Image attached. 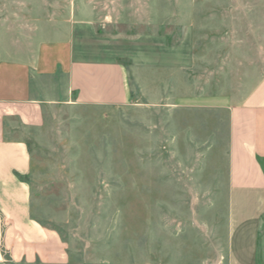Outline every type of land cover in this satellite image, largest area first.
Returning a JSON list of instances; mask_svg holds the SVG:
<instances>
[{"label":"rangeland","instance_id":"obj_1","mask_svg":"<svg viewBox=\"0 0 264 264\" xmlns=\"http://www.w3.org/2000/svg\"><path fill=\"white\" fill-rule=\"evenodd\" d=\"M56 40L72 60L190 68L241 99L264 78V0H0V99L53 101L16 138L30 147L32 216L70 264H232L215 115L78 105Z\"/></svg>","mask_w":264,"mask_h":264},{"label":"crops","instance_id":"obj_2","mask_svg":"<svg viewBox=\"0 0 264 264\" xmlns=\"http://www.w3.org/2000/svg\"><path fill=\"white\" fill-rule=\"evenodd\" d=\"M48 42L54 43L51 50L59 48L54 52H59L60 65L68 73L67 95H74L78 105L135 104L215 115L214 124L227 132L231 262L264 264V78L237 99L221 88L212 92L208 82L193 81L190 68L148 61L128 65L72 60L69 41ZM49 103L53 101L30 98L26 91L18 99H0V264L71 263L59 233L32 216L26 180L30 147L16 138L18 130L43 124Z\"/></svg>","mask_w":264,"mask_h":264}]
</instances>
